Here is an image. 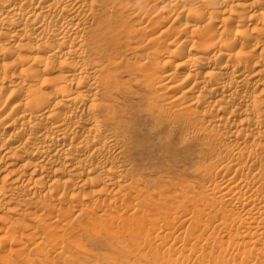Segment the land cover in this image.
<instances>
[{
	"label": "bare ground",
	"instance_id": "1",
	"mask_svg": "<svg viewBox=\"0 0 264 264\" xmlns=\"http://www.w3.org/2000/svg\"><path fill=\"white\" fill-rule=\"evenodd\" d=\"M105 237L264 264V0H0V261Z\"/></svg>",
	"mask_w": 264,
	"mask_h": 264
},
{
	"label": "rangeland",
	"instance_id": "2",
	"mask_svg": "<svg viewBox=\"0 0 264 264\" xmlns=\"http://www.w3.org/2000/svg\"><path fill=\"white\" fill-rule=\"evenodd\" d=\"M167 2V1H164ZM164 4V3H163ZM156 9L152 8L149 12L153 13ZM154 14V13H153ZM151 15V14H150ZM174 142L178 148V156L183 159L182 175H185L190 180L192 179L193 174V163L190 158H186L189 154V149H186L184 142H181L180 136L178 135ZM181 144V145H180ZM177 151V150H176ZM184 151V152H183ZM187 154V155H186ZM184 155V156H183ZM186 158V159H185ZM186 160V161H185ZM190 160V161H188ZM185 164V165H184ZM179 230V227H178ZM110 237H105V240L101 241H90L86 238L83 239V244L85 245V249H81L77 246H66V250L68 255L70 256L68 260L65 261L66 264H129V256H125V252L120 248L119 244L115 240L108 239ZM109 240V241H108ZM108 241V242H106ZM116 249V250H115ZM50 257L49 259L54 262V264H65L64 261L59 258L58 255L55 254L57 248L50 246L48 248ZM123 255V256H122ZM38 257V252L34 251V254L30 255V258L36 259ZM18 262L17 264H28V262H23L21 258H15ZM62 260V261H61ZM109 262V263H108ZM146 264L145 260H139L138 262L130 264ZM0 264H5L0 261Z\"/></svg>",
	"mask_w": 264,
	"mask_h": 264
}]
</instances>
